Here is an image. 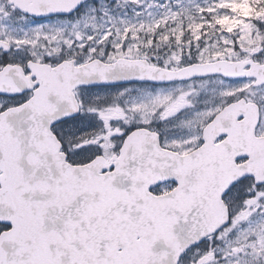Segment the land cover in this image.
I'll return each mask as SVG.
<instances>
[{"label": "snow or ice", "instance_id": "1", "mask_svg": "<svg viewBox=\"0 0 264 264\" xmlns=\"http://www.w3.org/2000/svg\"><path fill=\"white\" fill-rule=\"evenodd\" d=\"M0 264H264V0H0Z\"/></svg>", "mask_w": 264, "mask_h": 264}]
</instances>
